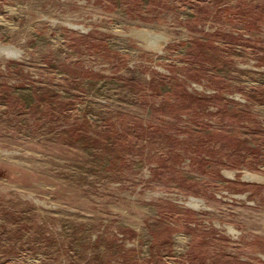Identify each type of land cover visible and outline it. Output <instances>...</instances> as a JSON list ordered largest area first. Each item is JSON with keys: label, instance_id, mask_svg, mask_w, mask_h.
Listing matches in <instances>:
<instances>
[{"label": "rangeland", "instance_id": "374dc122", "mask_svg": "<svg viewBox=\"0 0 264 264\" xmlns=\"http://www.w3.org/2000/svg\"><path fill=\"white\" fill-rule=\"evenodd\" d=\"M0 264H264V0H0Z\"/></svg>", "mask_w": 264, "mask_h": 264}]
</instances>
